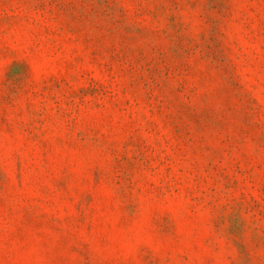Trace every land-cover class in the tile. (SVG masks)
Masks as SVG:
<instances>
[{"label": "rangeland", "instance_id": "obj_1", "mask_svg": "<svg viewBox=\"0 0 264 264\" xmlns=\"http://www.w3.org/2000/svg\"><path fill=\"white\" fill-rule=\"evenodd\" d=\"M0 264H264V0H0Z\"/></svg>", "mask_w": 264, "mask_h": 264}]
</instances>
